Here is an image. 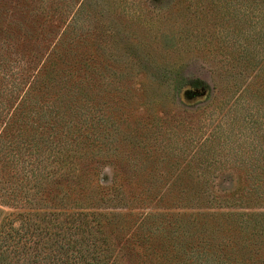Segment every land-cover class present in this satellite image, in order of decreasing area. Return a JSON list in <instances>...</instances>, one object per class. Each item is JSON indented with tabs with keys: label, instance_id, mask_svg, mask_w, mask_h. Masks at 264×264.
I'll use <instances>...</instances> for the list:
<instances>
[{
	"label": "rangeland",
	"instance_id": "rangeland-1",
	"mask_svg": "<svg viewBox=\"0 0 264 264\" xmlns=\"http://www.w3.org/2000/svg\"><path fill=\"white\" fill-rule=\"evenodd\" d=\"M46 59L74 73L48 105L87 89L72 137L88 138L54 161L34 131L22 157L0 142V264H81L86 236L109 262L201 264L204 222L231 243L226 222L264 213V101L248 96L264 99V0H0L3 115Z\"/></svg>",
	"mask_w": 264,
	"mask_h": 264
},
{
	"label": "trees",
	"instance_id": "trees-1",
	"mask_svg": "<svg viewBox=\"0 0 264 264\" xmlns=\"http://www.w3.org/2000/svg\"><path fill=\"white\" fill-rule=\"evenodd\" d=\"M56 53L57 52L54 50L52 56ZM50 60L51 59H46L43 61L42 65L35 73L28 70V76H26L27 88L8 115H3L2 112L3 110H7L8 112V106H6V104L0 106V142L5 140L6 143L12 146V150H16V155H20L21 157L26 150L30 148L27 142L29 139L24 142L28 131H34V134L36 136L38 135V140L41 139V153L47 155L44 156L42 160L48 159L50 161H54L61 156L65 159H70L79 151L80 145L84 143V139L88 138L87 134H83L81 139L78 137L75 138L74 136L72 137V130L77 125L73 123L72 115L74 116L76 114L77 116L79 113L82 115L85 114L81 110L85 104L81 101L86 98L87 94L85 90L87 89L84 88L82 82L79 83L77 89L73 87L74 83L70 85L67 84L73 79L72 75H74V73L66 72V70L63 69L55 70V63ZM50 66H54V69L49 70ZM23 70L25 69L23 68ZM54 70L55 72L53 73ZM63 81H67L64 85V87L68 86L66 88V95L61 94L58 102L54 100L48 105L45 99L49 97V95L56 94V91H54L56 89L53 87H59ZM260 94V90L257 88L254 89L253 92L250 90L248 96L252 98V103L256 105L255 98L264 101ZM55 98L56 97H54V99ZM84 123L86 122L84 121ZM33 124H36V126L34 127ZM31 138L35 139L34 136ZM77 146L79 148H77ZM39 160L41 161V158ZM35 215H47L51 216V218H55L58 214L40 213ZM92 215L93 214H91V216ZM227 215L232 214L229 213ZM256 215L264 216V213L242 212L237 215L241 217L239 220H233L229 224L226 222L224 228H233L230 224H235L239 231L243 232L239 238L228 237L229 241L233 243L232 245L226 242L227 238L225 236H219V231H223L219 222H216L217 224H214V221L207 224L204 222L205 225L201 226L199 232L200 236L196 237L200 245L198 250L201 264H219L217 260L219 257H222L219 255L220 249H226L229 254L230 260H228L227 264H264V219H258ZM94 216L95 214L92 217ZM208 216L210 220H212L215 216H218V214L209 213ZM86 218L87 214L82 211L73 213L72 219L73 222H75L74 227L75 229H79L81 233H85L86 231L87 234L95 236L93 231H98L100 221H97V224L93 227L91 222L96 220L91 219L89 225V220L87 221ZM26 219L28 218L26 217ZM7 220L10 227H14L15 218ZM28 221H26V224ZM22 224L23 222H21V225ZM83 226L85 229L82 228ZM82 239L83 240L78 243L76 248H73V251L77 252L75 253L76 260L80 261L81 264H120L116 263L115 260L109 262V257L104 254V251L108 248L101 250L104 254L101 255L100 250L93 248L97 246L95 243L91 242V249L87 246V242L89 243L90 240L89 236ZM40 248H42L41 244L39 248H36V253L41 252ZM36 255L38 256V254H33V256L29 255L28 258H32V260L35 261V259H37L34 258ZM218 255L219 257H217ZM173 260L174 258L169 257L166 262L167 264H174ZM156 263L157 262L153 263L150 260L146 264Z\"/></svg>",
	"mask_w": 264,
	"mask_h": 264
}]
</instances>
